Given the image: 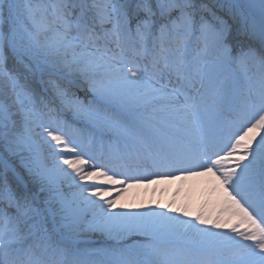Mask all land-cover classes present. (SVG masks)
<instances>
[{"label": "snow or ice", "instance_id": "1", "mask_svg": "<svg viewBox=\"0 0 264 264\" xmlns=\"http://www.w3.org/2000/svg\"><path fill=\"white\" fill-rule=\"evenodd\" d=\"M258 131L264 0H0V264H264ZM116 167L207 177L238 223L115 211Z\"/></svg>", "mask_w": 264, "mask_h": 264}]
</instances>
